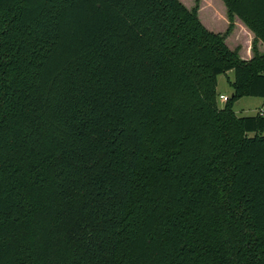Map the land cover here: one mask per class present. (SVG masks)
<instances>
[{
	"label": "trees",
	"instance_id": "1",
	"mask_svg": "<svg viewBox=\"0 0 264 264\" xmlns=\"http://www.w3.org/2000/svg\"><path fill=\"white\" fill-rule=\"evenodd\" d=\"M222 1L0 0V264H264V0Z\"/></svg>",
	"mask_w": 264,
	"mask_h": 264
},
{
	"label": "rangeland",
	"instance_id": "2",
	"mask_svg": "<svg viewBox=\"0 0 264 264\" xmlns=\"http://www.w3.org/2000/svg\"><path fill=\"white\" fill-rule=\"evenodd\" d=\"M188 8L195 6L196 0H181ZM199 17L203 24L211 31L218 33H225L229 26V19L227 16V8L222 0H200ZM248 27L239 19H235V27L233 31L226 38V43L231 49H239V55L243 59H247L250 51H252L253 37L250 35ZM259 49L264 50V45L259 43ZM251 56V57H252ZM250 57V58H251ZM249 58V59H250ZM235 77L234 70L228 71L226 74L218 76L217 92L218 104L224 107L226 100L220 96L231 97L234 89L230 84ZM262 109L264 114V98L255 96H244L240 98L234 105V110L238 116L255 115ZM254 135V133H250Z\"/></svg>",
	"mask_w": 264,
	"mask_h": 264
},
{
	"label": "crops",
	"instance_id": "3",
	"mask_svg": "<svg viewBox=\"0 0 264 264\" xmlns=\"http://www.w3.org/2000/svg\"><path fill=\"white\" fill-rule=\"evenodd\" d=\"M250 32V31H249ZM250 35H251V37H253V33L252 32H250ZM264 45V43H261V45ZM264 51V50H263ZM252 56V54H251V51H250V54H249V56H248V58L247 59H249L250 57ZM260 110H262L261 108L259 109V111Z\"/></svg>",
	"mask_w": 264,
	"mask_h": 264
},
{
	"label": "built area",
	"instance_id": "4",
	"mask_svg": "<svg viewBox=\"0 0 264 264\" xmlns=\"http://www.w3.org/2000/svg\"><path fill=\"white\" fill-rule=\"evenodd\" d=\"M220 97L223 98V99L226 100V101L228 100V97H227V96H223V95H221ZM259 112H260L261 114H263V111H262V110H260Z\"/></svg>",
	"mask_w": 264,
	"mask_h": 264
}]
</instances>
